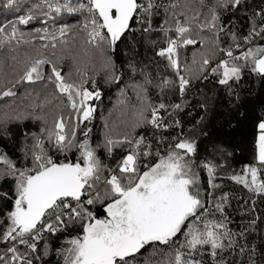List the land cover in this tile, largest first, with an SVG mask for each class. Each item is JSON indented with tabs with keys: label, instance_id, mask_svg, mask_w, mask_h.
<instances>
[{
	"label": "snow or ice",
	"instance_id": "snow-or-ice-1",
	"mask_svg": "<svg viewBox=\"0 0 264 264\" xmlns=\"http://www.w3.org/2000/svg\"><path fill=\"white\" fill-rule=\"evenodd\" d=\"M0 13V264H264V102L245 80L264 95V0Z\"/></svg>",
	"mask_w": 264,
	"mask_h": 264
},
{
	"label": "trees",
	"instance_id": "trees-1",
	"mask_svg": "<svg viewBox=\"0 0 264 264\" xmlns=\"http://www.w3.org/2000/svg\"><path fill=\"white\" fill-rule=\"evenodd\" d=\"M5 18L4 13H0V20ZM71 19V18H68ZM37 27L41 26L39 24H36ZM69 70V65L66 62L65 63V71ZM247 87L252 88L256 95L252 98L253 102L249 104L248 108L252 109L256 107L258 104L261 102H264V95L261 94L260 92V85L259 82L256 81V79L246 77L245 78ZM203 88V93H206L207 95L211 96L213 93V90L215 86L213 84H207V86H202ZM104 99L101 102V106L103 108L104 114L107 115L108 111L113 108V105L116 102V93H117V88L116 86H113L111 88L105 87L104 88ZM5 102L0 101V105H3ZM202 113L200 112L199 109L193 110L192 114L189 116H186L185 119L189 122H195L196 119H198L199 115ZM224 122V115H223V109H220L219 111L215 112L212 116L209 117L208 123V132L210 135H212L216 130L221 126V124ZM30 126V123H29ZM97 126H99V118L97 120ZM94 131L96 129L94 128ZM205 137H201V140H205ZM250 135H248V128L245 125H241L239 131L234 135L232 138V143H235L239 145L237 149V159L239 162L242 164L244 162H247L251 158V144H250ZM0 147H5L6 150L10 149V146H6L5 144H0ZM233 167H238L236 164V161H233ZM231 190L235 194L243 195L244 193L242 191H237V186L231 185Z\"/></svg>",
	"mask_w": 264,
	"mask_h": 264
}]
</instances>
